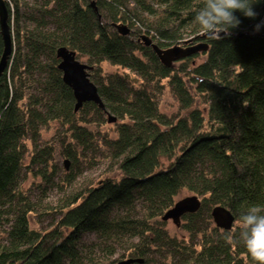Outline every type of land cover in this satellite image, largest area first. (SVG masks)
Instances as JSON below:
<instances>
[{
	"label": "trees",
	"instance_id": "obj_1",
	"mask_svg": "<svg viewBox=\"0 0 264 264\" xmlns=\"http://www.w3.org/2000/svg\"><path fill=\"white\" fill-rule=\"evenodd\" d=\"M4 2L12 48L0 75V264H254L238 235L226 236L249 207L264 208V27L253 31L264 0L255 19L236 12L239 27L218 41L193 23L201 0ZM143 35L160 48L192 39L207 49L164 66ZM61 46L90 66L104 108L74 109ZM166 88L182 113L161 109ZM108 115L113 135L99 130ZM53 122L56 137L44 141ZM57 150L70 163L62 178ZM82 162L106 167L74 187ZM25 172L40 180L23 186ZM53 187L62 195L49 212ZM183 189L201 205L176 235L161 216ZM215 205L233 214L230 229L214 224ZM46 213L47 227L31 224Z\"/></svg>",
	"mask_w": 264,
	"mask_h": 264
},
{
	"label": "water",
	"instance_id": "obj_2",
	"mask_svg": "<svg viewBox=\"0 0 264 264\" xmlns=\"http://www.w3.org/2000/svg\"><path fill=\"white\" fill-rule=\"evenodd\" d=\"M115 27L122 35H129V28L124 24H115ZM223 34V33H221ZM0 35L3 40V50L0 56V75L3 72L7 60L9 58L12 41L8 25V10L4 0H0ZM202 39L206 36L201 35ZM144 45L151 46L157 57L164 66H172V64L193 53L201 52L207 49V42L203 40L192 42V39L184 41V45L174 44L168 48H160L152 39L143 35ZM57 57L59 58L58 68L62 72L63 81L72 89L75 98V107L77 110L84 102L92 101L100 108L103 102L97 93L95 84L90 80L88 70L90 66L80 61L75 51L69 50L65 46L57 49ZM108 121L114 122L115 117L108 115ZM67 168V164H65ZM200 198L196 194L188 195L176 200L172 207L167 209L161 216L163 221L171 220L176 226L180 225L181 217L186 213L196 212L200 208ZM214 224L222 229H230L234 222L233 214L222 205H215L210 211Z\"/></svg>",
	"mask_w": 264,
	"mask_h": 264
},
{
	"label": "clouds",
	"instance_id": "obj_3",
	"mask_svg": "<svg viewBox=\"0 0 264 264\" xmlns=\"http://www.w3.org/2000/svg\"><path fill=\"white\" fill-rule=\"evenodd\" d=\"M259 0H201V6L195 10L193 23L200 34L209 40H221L232 35V29L239 27L241 20L235 14L255 19L258 13L253 4ZM264 27V20L255 24L254 32ZM224 33V36H221ZM264 208L253 205L242 213L226 236L228 243L233 242V235H238L247 254L254 264H264Z\"/></svg>",
	"mask_w": 264,
	"mask_h": 264
},
{
	"label": "rangeland",
	"instance_id": "obj_4",
	"mask_svg": "<svg viewBox=\"0 0 264 264\" xmlns=\"http://www.w3.org/2000/svg\"><path fill=\"white\" fill-rule=\"evenodd\" d=\"M190 37H192V35H187L185 36L184 39H188ZM193 43H196V41H193ZM80 60L85 61L84 58H80ZM105 69L106 71L113 70V68L109 65H106ZM160 107L163 111L167 112L168 114H176L177 112L182 113V110L180 111L177 101L171 95L168 88L165 89L163 95L160 98ZM56 129H57V125L54 122L50 124V126L42 128L41 130L42 139L44 141L45 140L52 141L56 137ZM99 130L101 132H107L108 134L113 135L114 134V123L106 122L99 126ZM65 161L67 162V165L69 167L70 166L69 161L63 158L60 151L57 150L55 154V158H54V163H55V168L58 172V175L61 178L65 175L63 173L68 169V167L67 169L65 168V163H66ZM79 166H80L79 170L84 169V171L80 173L78 177H76V180L73 182L74 187L81 185V183H85L87 180H89V178H96L98 175L102 174L101 171H103L106 167V165L102 164V162L100 164L95 165L92 168H86V165H83V162L80 163ZM25 178L26 180L23 182V186L25 187L31 185L33 182H37L40 180V178L33 176L30 172H25ZM61 195H62V192L59 191L58 187H53L48 191L44 204L45 206L50 207L47 209L49 212L52 211L53 207L58 206V202L61 200ZM188 195H192V193L183 189L178 194L177 199L188 196ZM51 216L52 215L50 213H46V215L41 216L40 220L37 221L36 215L32 214L31 224L36 227L45 228L51 223L52 221ZM166 223L168 226V230L171 233L179 235V232H180V230H178L179 226H176L171 220H167Z\"/></svg>",
	"mask_w": 264,
	"mask_h": 264
},
{
	"label": "bare ground",
	"instance_id": "obj_5",
	"mask_svg": "<svg viewBox=\"0 0 264 264\" xmlns=\"http://www.w3.org/2000/svg\"><path fill=\"white\" fill-rule=\"evenodd\" d=\"M179 200V199H178Z\"/></svg>",
	"mask_w": 264,
	"mask_h": 264
}]
</instances>
